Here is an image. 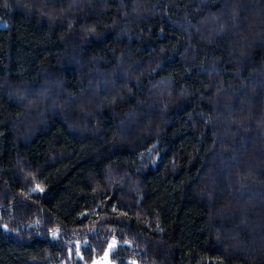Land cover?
I'll return each mask as SVG.
<instances>
[{
	"label": "trees",
	"instance_id": "1",
	"mask_svg": "<svg viewBox=\"0 0 264 264\" xmlns=\"http://www.w3.org/2000/svg\"><path fill=\"white\" fill-rule=\"evenodd\" d=\"M264 264V0H0V264Z\"/></svg>",
	"mask_w": 264,
	"mask_h": 264
},
{
	"label": "rangeland",
	"instance_id": "2",
	"mask_svg": "<svg viewBox=\"0 0 264 264\" xmlns=\"http://www.w3.org/2000/svg\"><path fill=\"white\" fill-rule=\"evenodd\" d=\"M117 246L118 242L115 239H112L103 254L97 257L92 264H117L113 259V252L116 250ZM130 263L137 264L134 260Z\"/></svg>",
	"mask_w": 264,
	"mask_h": 264
}]
</instances>
